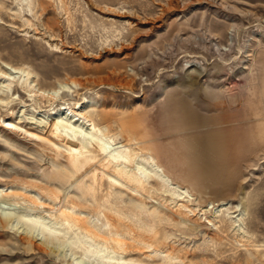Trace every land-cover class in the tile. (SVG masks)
Here are the masks:
<instances>
[{"label":"rangeland","instance_id":"1","mask_svg":"<svg viewBox=\"0 0 264 264\" xmlns=\"http://www.w3.org/2000/svg\"><path fill=\"white\" fill-rule=\"evenodd\" d=\"M6 69L21 76L0 79V127L41 128L60 115L50 104L83 102L109 146L135 150L128 171L145 161L166 181L79 176L86 225L68 227L59 208L84 188L53 156L65 146L0 128V264H264V0H0ZM181 102L214 120L181 123ZM217 128L225 168L195 169L191 141Z\"/></svg>","mask_w":264,"mask_h":264},{"label":"bare ground","instance_id":"2","mask_svg":"<svg viewBox=\"0 0 264 264\" xmlns=\"http://www.w3.org/2000/svg\"><path fill=\"white\" fill-rule=\"evenodd\" d=\"M18 73L19 71L16 70H0V79H3V82H7V84L1 85V88L7 87L8 89L10 85L15 82H19L21 75L17 78L16 75ZM26 86L29 88V96L32 98H45L46 100H50L52 103L56 101L58 90H38L36 87L32 86L29 81L26 82ZM2 96L0 97V102L4 103L5 100ZM5 103L6 105L9 104L8 102ZM82 103L77 101L73 103L72 106L58 107L50 104L48 108L50 113L58 111L60 115L50 119L49 121L46 120L44 122V120H40V122H43L41 128H38L37 126L34 128H26L24 127L25 125L22 126L19 124V121L15 123L13 120H10L8 123H2L0 128H3L2 131L7 137L15 138L16 134H19L20 131L26 136L36 139L37 141H41L46 144L51 142L54 146H56V148L60 146L56 144L54 139L60 141L61 144L65 146L67 156H63L61 158L60 149H57V151L52 154L55 158H58V165L61 166L62 171L70 176H76L78 182L80 180L78 179L79 176H85L87 177L85 179L95 181L99 177V174H102V177L106 176V178H112L117 182L127 185V188L131 185L142 186L145 178H150L157 184L165 183V175H163L162 172H159L156 168L148 170L147 166H145V161L144 165L141 166L140 164L142 162L140 163L139 160L136 162L138 171H128L126 166L134 162L136 157L135 150L124 148L123 145L116 147L109 146L110 143H113V140L110 136H108L109 133L102 132L99 127L100 120H97L94 117L91 110L85 109ZM180 106L181 112L179 121L181 123L194 124L192 126H201L214 120L189 108L185 102L178 104V107ZM101 117H103L102 114ZM225 134V130L221 128L212 132H206L198 138H193L194 140L191 141L188 153L192 156L194 162L196 161L194 164L195 169L214 171L225 168L227 161V156H224V154L227 153V138L225 137ZM80 138L83 140L80 141ZM78 185L84 189H82L79 193H75L76 195L70 197L69 205L66 207L61 205L59 208L60 212L58 211L59 214L64 217L69 216L73 218L72 220L74 224H70V218L64 219L63 223L68 227H71L72 225L83 227L86 225V221L83 218V211H80V208L87 203L85 192L89 191L92 185L90 183L88 184L87 181H80ZM184 193H187V190H182L180 194H178L179 200H182ZM4 195L7 196L10 195V193L6 192ZM183 201L188 206H191L189 199ZM47 204L48 203L46 202L37 200L36 203L32 204V209L43 211L49 216L55 218L53 211L48 210L51 206H47ZM221 219H227V217L224 216ZM33 223L32 225L34 227L40 226V222L38 220ZM115 241L117 244H121L119 238H116Z\"/></svg>","mask_w":264,"mask_h":264}]
</instances>
